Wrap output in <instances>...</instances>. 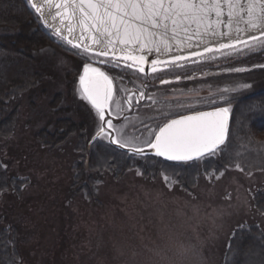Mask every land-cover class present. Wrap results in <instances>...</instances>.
Returning <instances> with one entry per match:
<instances>
[{"label": "rangeland", "instance_id": "1", "mask_svg": "<svg viewBox=\"0 0 264 264\" xmlns=\"http://www.w3.org/2000/svg\"><path fill=\"white\" fill-rule=\"evenodd\" d=\"M11 33L0 28V37ZM35 57L41 81L18 97L14 133L0 139L4 167L27 180L20 195L0 197L1 224L18 228L19 264H221L236 227L256 223L264 231L252 199L264 190V169L253 165L201 172L191 191L160 171L144 176L131 168L118 179L93 174L91 198L74 192L79 134L56 149L41 146L35 134L69 117L82 125L86 145L93 124L74 95L86 60L61 45ZM102 66L120 79L117 68ZM228 67L233 71L223 80L237 84L235 98L264 87V49Z\"/></svg>", "mask_w": 264, "mask_h": 264}, {"label": "trees", "instance_id": "2", "mask_svg": "<svg viewBox=\"0 0 264 264\" xmlns=\"http://www.w3.org/2000/svg\"><path fill=\"white\" fill-rule=\"evenodd\" d=\"M0 28L12 32L0 37V139H6L14 133L18 120V97L36 88L41 81L35 52L61 45L84 61L86 58L53 38L50 31L41 25L27 0H0ZM232 104L234 110L229 138L222 151L190 163L136 157L100 141L88 149L82 125L69 117L56 119L51 129H41L35 138L41 146L56 149L79 134L77 149L80 156L73 166L72 190L88 198L93 194V174L107 172L118 179L131 168H137L144 176H154L160 171L183 190L191 191L201 172L210 174L213 170L219 172L225 166L237 165L264 169V87L234 97ZM26 182L11 176L0 157V197L10 190L20 195ZM252 199L255 209L264 214V190L258 189ZM19 260L18 228L2 225L0 217V264H19ZM221 264H264V231L259 224L240 225L232 231Z\"/></svg>", "mask_w": 264, "mask_h": 264}, {"label": "water", "instance_id": "3", "mask_svg": "<svg viewBox=\"0 0 264 264\" xmlns=\"http://www.w3.org/2000/svg\"><path fill=\"white\" fill-rule=\"evenodd\" d=\"M27 1L39 18L41 25L50 31L53 38L88 59L87 62L82 64L74 85V95L77 101L87 108L93 124L92 133L87 143L88 149L91 148L94 142L100 141L128 155L142 158L154 157L169 163H190L208 156L206 154L191 161H173L156 155L155 149L151 148L149 143L155 140V134L159 132V128L170 120L180 119L183 116L195 113L171 118L159 125L149 123L143 125V123L162 119L168 115L161 110L163 104H157L160 101L161 93L147 92L146 87L149 81L158 73H163L168 69H178L192 61L215 62L222 58H232L252 53L264 47V22L257 24L255 27H251L247 23L246 9L251 0H194L198 4L207 5L204 9L203 21L200 24L191 23L187 31L180 30L173 34L169 30L166 33L167 42L170 45L168 49H162L158 52L154 45L142 47L139 44H129L127 46L118 44L117 48L124 47L125 50L123 52L118 50L113 52L108 49L109 54L107 56L98 54V46L93 42V31H85L79 26L80 12L78 5L80 0H51V3L48 0ZM93 2L96 3L99 0H93ZM34 3L40 7V12L36 11V7L33 6ZM57 4L61 5L59 9L56 7ZM229 4L237 5V7L230 9ZM72 5H77V7L74 8ZM239 5H243V7L241 8ZM259 10L258 3L257 12ZM230 11L233 12L231 16ZM218 13L219 15H217ZM160 31L163 32L164 30L161 29ZM156 39H160V37L157 36ZM125 57L129 58L125 59ZM130 57L136 59L133 60ZM141 57H143L142 60ZM177 57H180V59H177ZM109 63L147 77L148 82L141 83V86H136L137 88H132L119 80H115L102 66ZM86 64L99 69L111 81L112 94L102 109L103 120L100 119V110L83 98L80 76L85 74L84 66ZM88 79L89 81L94 80V74L89 73ZM238 89V87L235 88L231 84L216 85L213 89L211 88L209 96H213V92L235 94ZM118 91L121 94H118ZM148 103H150V106H146ZM217 108H227L229 110L226 145L234 105L228 104ZM217 108L200 112L214 111ZM137 149L140 151L137 152Z\"/></svg>", "mask_w": 264, "mask_h": 264}, {"label": "snow or ice", "instance_id": "4", "mask_svg": "<svg viewBox=\"0 0 264 264\" xmlns=\"http://www.w3.org/2000/svg\"><path fill=\"white\" fill-rule=\"evenodd\" d=\"M48 2L51 3V0ZM33 6L37 12L41 11L35 3ZM56 7L59 9L61 5L57 4ZM78 7L79 26L85 31H93V42L98 46V54L107 56L108 49L113 52L125 50L124 47L117 48L118 44H139L142 47L154 45L158 52L168 49L170 45L166 33L169 30L173 34L180 30L187 31L194 22L200 24L207 5L198 4L194 0H99L96 3L93 0H80ZM236 7L237 5L229 4L230 9ZM239 7L242 8L243 5ZM246 11L247 23L251 27L264 22V0H251ZM232 14L230 11V16ZM161 29L164 31L161 32ZM157 36L160 39H156ZM84 73L80 76L83 98L100 110V119L103 120L102 109L112 94L111 81L99 69L87 64L84 66ZM89 73L94 74V80L89 81ZM228 111L227 108H217L170 120L159 128L155 140L149 146L155 149L156 155L173 161H191L206 154L214 155L217 151H222L226 142Z\"/></svg>", "mask_w": 264, "mask_h": 264}, {"label": "flooded vegetation", "instance_id": "5", "mask_svg": "<svg viewBox=\"0 0 264 264\" xmlns=\"http://www.w3.org/2000/svg\"><path fill=\"white\" fill-rule=\"evenodd\" d=\"M263 49L264 47L259 48L253 53ZM246 55L222 58L207 63L192 61L178 69H168L152 77L146 90L150 93H161L160 101L157 104H163L161 110L168 115L162 119L143 123V125L148 123L159 125L171 118L231 104L234 94L213 92V96L210 97L211 88L213 89L216 85L229 84L228 81L223 80L228 78L230 72L233 71L228 67L229 63ZM107 65L118 69L117 73L120 79L116 78L115 80H119L132 88L148 82L147 77L140 76L134 71L121 69L111 63ZM232 85L235 87L237 84ZM146 106H150V103Z\"/></svg>", "mask_w": 264, "mask_h": 264}]
</instances>
